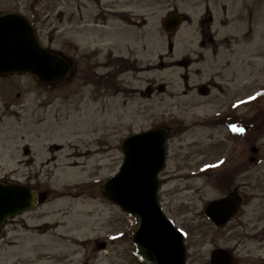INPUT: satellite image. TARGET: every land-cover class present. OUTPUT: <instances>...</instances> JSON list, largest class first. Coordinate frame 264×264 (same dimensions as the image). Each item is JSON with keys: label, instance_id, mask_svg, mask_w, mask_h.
Returning a JSON list of instances; mask_svg holds the SVG:
<instances>
[{"label": "rangeland", "instance_id": "obj_1", "mask_svg": "<svg viewBox=\"0 0 264 264\" xmlns=\"http://www.w3.org/2000/svg\"><path fill=\"white\" fill-rule=\"evenodd\" d=\"M173 10L189 21L168 54L161 21ZM11 13L72 67L52 89L0 77V183L49 190L5 223L0 264H144L135 223L97 187L118 172L122 141L157 126L170 132L158 199L184 233L187 263L224 248L238 264H264V0H0V15ZM202 15L210 38L197 34ZM181 60L190 67L169 66ZM226 184L242 207L215 227L204 209Z\"/></svg>", "mask_w": 264, "mask_h": 264}, {"label": "water", "instance_id": "obj_2", "mask_svg": "<svg viewBox=\"0 0 264 264\" xmlns=\"http://www.w3.org/2000/svg\"><path fill=\"white\" fill-rule=\"evenodd\" d=\"M179 16H168L162 24L167 34L179 26ZM169 50L171 45H169ZM71 63L64 56L43 48L33 25L20 14L0 16V76L28 74L46 85H56L70 75ZM168 131L163 128L134 134L122 142V165L103 185L107 200L135 218L132 242L147 264H186L184 235L164 214L158 202V175L166 162ZM45 197L20 184H0V229L9 218L30 211ZM240 206L235 193L209 203L207 217L226 224ZM103 247V246H102ZM230 255L213 252V264H230Z\"/></svg>", "mask_w": 264, "mask_h": 264}, {"label": "flooded vegetation", "instance_id": "obj_3", "mask_svg": "<svg viewBox=\"0 0 264 264\" xmlns=\"http://www.w3.org/2000/svg\"><path fill=\"white\" fill-rule=\"evenodd\" d=\"M137 3H138V1H137ZM206 12H208L207 10H206ZM111 13V12H110ZM121 14H125V13H122L121 12ZM180 15V19H181V24H180V26H179V28L174 32V33H172L171 35H169V36H167V39L168 40H170V39H172L174 36H175V34H177L178 32H179V29H180V27H181V25L183 24V23H185L186 21H189V20H187V17L183 14V13H181V14H179V13H177L176 12V10H173V11H168L167 13H166V16L167 15H170V16H174V15ZM211 21H212V18H211V16L209 15L207 18H204V15H202L201 17H199V20H197V22H198V25H197V34H198V36H199V38L200 39H202V38H210V36H212V34H211V32H210V34L211 35H209L208 34V32L206 31V28H204V26H203V24L205 23V24H208V23H211ZM135 23H138V22H135ZM165 34V33H164ZM171 52V51H170ZM215 55H217V54H215ZM114 60H117L116 58L114 59ZM162 60V59H161ZM123 63V62H122ZM176 65V66H178V67H182V68H185V70H186V68L190 65V63L189 62H187V61H179V62H176V63H169V66L170 65ZM117 65L118 64H112V66H114L115 68H117ZM109 66V65H108ZM168 66V67H169ZM190 67V66H189ZM188 67V68H189ZM188 70V69H187ZM122 72H124V71H126V70H121ZM128 71V70H127ZM185 81H187V77H185ZM199 85V86H198ZM197 86H195L194 87V89H195V91L198 93V94H200V96H202V95H205L206 94V89H205V85H202V84H198ZM214 86V85H213ZM196 87H197V89H198V87H199V90H197L196 89ZM150 94H151V92H150V90L149 89H147L144 93L143 92H141L140 91V95L141 96H147V97H150ZM181 94H183V93H181ZM231 126H232V128H236V129H242V128H245L244 127V125L242 124H238V123H231ZM165 128H167V129H169L168 127H165ZM27 152V150H24V153H26ZM28 154V153H27ZM26 155V154H25ZM227 178H228V176H227V174L225 175ZM34 186H31L35 191H36V193L39 195L40 193H42L43 195H44V197H45V200H44V202L43 203H45V202H47L48 201V198H49V190H47V191H44V190H42V189H40L39 187V185L37 186L36 184H33ZM228 185L229 184H226L225 186H227L226 187V193H225V196H227L228 194H230V193H235L237 196H239L240 198V205L242 206V202H243V199H242V196L240 195V193H238V190H237V188H233L232 190H231V183H230V187H228ZM96 188V187H95ZM97 189H98V194H99V197H100V195H102L101 194V185H99L98 187H97ZM225 190V189H224ZM84 196H86V195H84ZM42 204H39V206H41ZM240 209H241V207L239 208V210L238 211H240ZM238 211L236 212V214L238 213ZM236 214H235V216L232 218V220L236 217ZM211 224V223H210ZM97 244V246H98V248L99 247H101V246H103V247H105L106 246V243L105 242H103V243H96ZM216 250H223L224 252H226V253H228L229 255H230V258H231V260H230V264H238V262H235V259H234V256H233V253L230 251V250H228V249H224V248H215L214 250H212L211 251V253H210V256L209 257H206L205 258V260L204 261H201V262H198V261H194V263L193 264H213L212 262H211V255H212V253H213V251H216ZM240 263V262H239ZM217 264H218V262H217ZM249 264H252V263H249Z\"/></svg>", "mask_w": 264, "mask_h": 264}, {"label": "bare ground", "instance_id": "obj_4", "mask_svg": "<svg viewBox=\"0 0 264 264\" xmlns=\"http://www.w3.org/2000/svg\"><path fill=\"white\" fill-rule=\"evenodd\" d=\"M62 198H63V199H71V198H72V196H69V195H64ZM46 235H49V234H46Z\"/></svg>", "mask_w": 264, "mask_h": 264}]
</instances>
